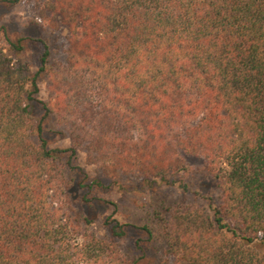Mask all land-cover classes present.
<instances>
[{"label": "trees", "instance_id": "obj_1", "mask_svg": "<svg viewBox=\"0 0 264 264\" xmlns=\"http://www.w3.org/2000/svg\"><path fill=\"white\" fill-rule=\"evenodd\" d=\"M36 10L69 37L63 60L36 40L34 74L0 48V264H137L119 248L131 225L109 216L110 239L90 232L94 193L125 177L189 192L187 156L204 160L221 205L213 216L196 202L149 209L161 212L159 232L141 226L149 241L186 264H264V0H36ZM1 34L15 53L31 41ZM54 129L71 147L51 148Z\"/></svg>", "mask_w": 264, "mask_h": 264}, {"label": "rangeland", "instance_id": "obj_2", "mask_svg": "<svg viewBox=\"0 0 264 264\" xmlns=\"http://www.w3.org/2000/svg\"><path fill=\"white\" fill-rule=\"evenodd\" d=\"M51 17V16H50ZM53 22L42 20L36 10V0H22L17 5H12L8 0H0V27H5L8 36L15 40L21 35L31 38L26 44V50L15 53L9 49L4 34L0 35V48L6 55L18 64H26L34 74L39 68V58L42 53V45L36 41L43 39L50 46L53 57L59 60L65 58L64 52L68 43L69 32L58 17ZM55 25V26H54ZM39 99L48 101L50 90L48 82L44 80L41 85ZM39 111L36 116H39ZM51 148H69L72 143L70 139L61 134L59 129H54L46 135ZM187 163L191 168L190 174L185 176L184 182L189 186V192H184L178 185H158L154 190H149L141 179L137 177H125L110 185L107 192L97 191L94 195L100 198V202L94 210L96 222L90 226V232L101 239H110L108 230L103 227L102 219L115 217L120 222L129 224L128 234L125 239L119 241L121 254L127 262L137 261V264H186L177 256L166 255L162 247L153 244L156 238L149 241L148 235L141 229L144 222L149 221L159 232L160 226L156 215L149 216V209L165 210L166 214L173 209H184L192 206L195 202L206 209L213 216V209L221 205V190L216 182L205 175V163L202 158L187 156ZM92 178L98 176L94 167L85 164V156L80 153L77 161ZM78 179L81 178L78 175ZM73 176L70 175L69 178ZM198 194V195H197ZM93 197L90 195L89 198ZM212 200V201H211ZM75 209H81L80 204ZM158 215V216H157ZM151 226V227H152ZM146 250V256L141 259L142 253L137 245Z\"/></svg>", "mask_w": 264, "mask_h": 264}]
</instances>
